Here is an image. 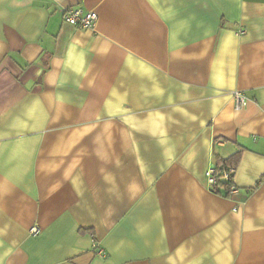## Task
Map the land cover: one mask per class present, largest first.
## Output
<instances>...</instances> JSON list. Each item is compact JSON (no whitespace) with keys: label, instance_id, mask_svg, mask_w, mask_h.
Returning a JSON list of instances; mask_svg holds the SVG:
<instances>
[{"label":"crops","instance_id":"obj_1","mask_svg":"<svg viewBox=\"0 0 264 264\" xmlns=\"http://www.w3.org/2000/svg\"><path fill=\"white\" fill-rule=\"evenodd\" d=\"M0 264H264V0H0Z\"/></svg>","mask_w":264,"mask_h":264},{"label":"built area","instance_id":"obj_2","mask_svg":"<svg viewBox=\"0 0 264 264\" xmlns=\"http://www.w3.org/2000/svg\"><path fill=\"white\" fill-rule=\"evenodd\" d=\"M65 20L78 27H94L97 22L98 15L95 11L84 12L83 8H68L64 12ZM245 103V96L240 93L235 94V105L236 107H241ZM236 170L235 165H227L222 169H217L216 166L211 167L208 172L209 183L216 187L218 180L230 181L228 187V195L235 194L237 192V187L233 183V175ZM38 228H32V232H37Z\"/></svg>","mask_w":264,"mask_h":264},{"label":"trees","instance_id":"obj_3","mask_svg":"<svg viewBox=\"0 0 264 264\" xmlns=\"http://www.w3.org/2000/svg\"><path fill=\"white\" fill-rule=\"evenodd\" d=\"M238 156H239V152L226 160L217 159V165H216L217 169L218 170L222 169L223 167H226L227 165H236ZM220 165H223V166H220ZM229 183L230 181L218 180L216 191L219 192L220 191L219 187H224L226 189V195H228L227 191H228Z\"/></svg>","mask_w":264,"mask_h":264}]
</instances>
